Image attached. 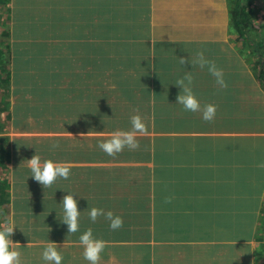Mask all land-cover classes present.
I'll return each instance as SVG.
<instances>
[{"label": "trees", "instance_id": "obj_1", "mask_svg": "<svg viewBox=\"0 0 264 264\" xmlns=\"http://www.w3.org/2000/svg\"><path fill=\"white\" fill-rule=\"evenodd\" d=\"M62 1H66L67 10L60 8ZM71 2L72 0H5L3 4L0 3V7L8 13V24L0 34L2 40L0 45H5V50L10 54L8 58L11 57L20 69L29 63L34 64L28 74L24 73L20 75L21 78L18 77L23 79L22 82L16 83L17 74L7 78L14 80V89L8 91V94L4 93L3 101L0 102V111L6 114L5 120L9 123V130L7 128L9 135L0 138V165L10 163L11 172L10 184L0 181V221L6 219L15 226L10 239L14 243L12 248L19 253V264H42L43 248L53 243L57 244L56 247L63 256L62 264H88L83 259V249L78 243V237L89 228L95 237L106 241L99 264H114L110 262L113 256L119 260L127 254L125 251H120V247L115 244L149 240L153 233L179 235L182 230L181 224L187 220L196 224H201L202 221L205 223L204 239L207 242H215L229 235L219 226L224 229H235L236 239L239 242L251 241L258 220L261 224L264 223V214L261 217L258 215L264 191V167H261L264 165V138L257 134H264V128L248 129L245 117L251 114L258 122L264 123V108L262 105L259 107L249 105L247 112L245 107L239 104L238 108L242 112L235 121L229 120V115L220 112L227 99L233 94L242 101V94L239 89L236 90V80H246L248 72H245L240 58L233 74L227 73L223 76L226 86L232 84L228 95L224 94V88L215 83V78L208 72L207 67L205 74L199 72V75L204 74L202 79L207 81L206 104L216 106L214 119L210 122L203 121V129L206 133H211L231 128L235 136L213 138L206 135V138L200 140L165 139L157 144L161 149L170 141L177 143L189 141L196 142L198 146L203 145L204 153L198 150L192 152L186 145V153L200 155L204 159L200 174L195 177L184 173L179 175L182 181L191 182L190 185L195 191L197 179L203 183L205 199L199 207L193 208L196 203L194 205L190 203L188 211L172 210L173 207L169 203L173 202L172 199L165 197L156 199L151 186L133 184L141 173V168L137 167L92 168V171L98 175H103L106 183L91 184L86 181L82 190L88 195L74 197L78 201V206L102 208L119 215L123 225L118 230H110L103 216H98L93 223L87 213H80L79 231L68 235L67 226L59 220L62 215V205L59 203L63 196L67 195L66 193H58L57 205L49 204L45 208L42 207L43 203L50 199L49 196L53 195L52 191L55 190L60 178H57L50 187L44 188L30 177L26 160L36 153L42 161L52 159L63 163H79L93 159V162L97 163L96 157L99 155L93 152L94 149L81 152L79 147L99 149L97 142L109 139L110 135L122 126V122L115 123L111 118L101 116L116 108V103L103 102L102 94L105 90L101 87L105 84L106 76L112 77L122 73L119 65L111 63L103 71L95 73L97 76L92 79L86 75L77 78L73 74L84 70L83 68L90 63L89 58L85 55L73 56L72 59L69 56L65 57L62 51L63 45L59 40L56 42V33L65 32L68 38V32L62 30L66 27L74 31L85 29L84 26L74 24L75 9L72 10ZM252 2L253 0L233 2L231 27L237 34L238 41L247 43L251 47V56L256 59L255 66L260 72L258 79L262 83L261 87L264 88V34L260 35L261 31H257L256 34L251 33L252 29H256L250 10ZM35 6L38 7L37 11L30 8ZM18 29L24 33H37L39 39L36 50L29 48L19 50L21 45L17 50L15 49L14 40L25 38L19 33L12 34L13 30ZM189 122L190 119L174 118L170 125L180 129L187 127ZM198 122L199 120L194 125ZM162 124L164 125V121ZM1 132L3 128L0 124ZM87 133L93 136L80 138ZM53 144L57 145L55 149H52ZM212 144L221 146L222 149L213 150ZM26 145L34 150L33 155L24 154ZM8 148H11V151H8ZM225 148H232V151H226ZM161 149L155 151V156L160 157L158 173L162 172L165 180L166 177L171 178L176 173L178 164L182 165V156H168L160 151ZM79 153H82L83 158ZM153 154L151 152L150 156ZM101 156L107 155L101 151ZM128 158L143 160L135 150L130 151L127 148L110 159L127 163ZM138 160L137 162L140 163ZM187 167L182 165L183 170H187ZM18 171H22V175L18 180L17 188L15 174ZM73 173L74 171L70 169V175ZM127 177L133 182L130 183ZM114 180H117V184L113 187ZM33 190L36 191V195L32 193ZM191 200L192 198L189 201ZM35 201H38L37 208L26 206ZM21 216L27 217L28 220H24ZM40 228L46 229L49 236H42L39 233ZM133 264H149V259L143 256V259ZM257 264H264V261Z\"/></svg>", "mask_w": 264, "mask_h": 264}, {"label": "crops", "instance_id": "obj_2", "mask_svg": "<svg viewBox=\"0 0 264 264\" xmlns=\"http://www.w3.org/2000/svg\"><path fill=\"white\" fill-rule=\"evenodd\" d=\"M236 0H72V10L75 9L74 24L84 26L83 31H74L70 27L57 34L63 45V55L79 57L85 55L89 58V64L82 71L73 74L75 77L86 75L95 78V73L103 71L111 63H117L122 73L115 76H106L103 102L116 103V108L102 117H109L115 123L122 122L118 131H130V117L139 115L144 121L145 131L137 134L139 148L135 151L143 157V160L128 158L129 162H115L107 156H101V150L97 148L79 147L81 152L93 150L97 155V163L91 160L79 161V163H67L74 171L69 176L66 190L58 193L71 192L76 196L88 195L82 190L84 184L90 182L106 183L102 174L98 175L92 168H141V173L134 185L151 186L154 196L172 199L169 202L172 210L188 211L191 205L200 206L205 199L204 185L197 179V189L191 187V182L182 181L179 176H198L204 164L200 155L194 156L187 152V146L192 152L198 150L205 152V148L198 146L196 142L177 143L170 141L162 149L159 145L165 139L200 140L208 137L222 138L235 136L231 128L206 133L202 127L201 113L185 112L181 105L174 104L180 93L176 81L190 71L193 77L192 90L198 97L201 106L206 104L207 81L202 79L205 68L191 65L189 60L195 59L198 52H202L206 59L220 69L223 76L232 73L238 63L242 61L245 72H248L246 82L236 85L242 94V101L235 94L227 99L220 112L229 115V120L238 119L237 108L244 106L249 111V105L264 108L263 88L258 78L253 76L254 62L247 53L239 47L237 34L232 30L231 6ZM70 3V1H69ZM261 0H253L251 14L254 25L251 33L256 34L264 26L263 18L255 14L256 5H263ZM66 1L60 3L62 10L66 9ZM264 11V8H263ZM184 28H187L185 30ZM184 34H183V33ZM262 32H260V35ZM259 35V36H260ZM259 38H257V41ZM244 45V44H243ZM242 46V45H241ZM244 56V58L242 57ZM181 58L185 63H181ZM254 58V57H253ZM255 59V58H254ZM256 60V59H255ZM256 63V61H255ZM199 72L204 73L199 75ZM258 79V80H257ZM99 81V80H98ZM230 84L224 87L225 95L231 88ZM213 95V94H212ZM249 96H252L249 98ZM264 112V111H263ZM190 119L187 127L177 129L170 125L173 119ZM199 122L194 125V123ZM164 121V125L162 122ZM194 125V126H193ZM192 129L190 130V128ZM263 136L262 133H257ZM236 135L238 133L236 132ZM93 134H83L80 138L91 137ZM211 147L213 150L222 149L221 146ZM168 154V156H182V165H187V170L182 165H177V171L172 177L163 179V174L158 173L160 157L155 156V151ZM232 151V148H225ZM11 151V148H8ZM154 153L152 156L150 154ZM165 155V154H164ZM82 157V153H79ZM167 156V155H166ZM107 160L105 161V158ZM100 162V163H99ZM10 166V163L7 162ZM8 172V171H6ZM131 183L133 180L127 177ZM117 180L113 181V187ZM61 197V196H60ZM190 198H192L191 201ZM196 198V201H195ZM11 200L9 201L11 206ZM204 212H202L203 214ZM264 214V191L261 199L259 217ZM203 219V218H202ZM188 221V222H187ZM181 224V234L168 233L164 235L152 234L149 240L138 242H120V251H125L119 260L114 256L110 260L114 264H133L143 256L148 257L149 264H236L232 262L237 257L239 246L250 247L249 260L252 264L264 261V223L258 220L254 237L249 242H239L235 229H224L229 235L215 242H207L204 239L205 223L196 224L187 220ZM162 233V232H161ZM261 248V249H258ZM259 251L261 252L259 254ZM155 253V258L151 254ZM243 252L240 253L242 255ZM239 260V258H238ZM246 259L242 257V261ZM158 261V263H157Z\"/></svg>", "mask_w": 264, "mask_h": 264}, {"label": "clouds", "instance_id": "obj_3", "mask_svg": "<svg viewBox=\"0 0 264 264\" xmlns=\"http://www.w3.org/2000/svg\"><path fill=\"white\" fill-rule=\"evenodd\" d=\"M189 62L191 65H198L200 68L207 67L208 72L215 78V83L221 88L226 87L222 71L214 63L206 59L202 52H198L195 59L190 58ZM181 63H185L182 58ZM192 81L193 77L190 71L176 81L175 85L181 91L174 104L181 105L185 112H199L203 121L210 122L216 115V106L214 104L201 106L198 97L192 90ZM130 124V131H115L110 135L109 139L98 141L97 147L109 157H115L125 148L130 151L139 148V141L136 136L144 133L145 125L139 115L131 116ZM56 147L57 145H52V149ZM26 162L31 173L30 177L44 188L50 187L57 178L65 180L69 178L70 166L67 163L57 162L52 159L42 161L36 153L31 159H27ZM261 167H264V165H261ZM75 196L76 194L67 192V195H64L59 203L62 205V215L59 220L67 226L68 235L79 231V217L82 211L78 209V201L74 198ZM87 211L91 222L94 223L98 216H103L108 222V228L112 231L120 229L123 225L122 218L119 215H115L111 210L105 211L102 208L91 207L87 208ZM14 228L15 226L11 221L0 224V264H19V253L12 248L14 243L10 239ZM78 243L83 249V259L88 264H99L101 253L106 247V241L95 237L91 228H89L79 235ZM56 245V243H53L43 248L41 253L42 264H62L63 256Z\"/></svg>", "mask_w": 264, "mask_h": 264}, {"label": "rangeland", "instance_id": "obj_4", "mask_svg": "<svg viewBox=\"0 0 264 264\" xmlns=\"http://www.w3.org/2000/svg\"><path fill=\"white\" fill-rule=\"evenodd\" d=\"M47 1H50V0H47ZM2 2H5V0H0V3ZM264 2V0H261V3ZM3 4V3H2ZM8 7V6H7ZM11 8H12V4H11ZM31 9H35L36 11L38 10V7L35 6V7H30ZM263 8L264 6L263 5H256L254 6L252 9H254V12L255 14L258 16V14H260L259 17H262L264 15V11H263ZM7 12L4 11V9L2 7H0V34H2V32L4 31V28L7 26L8 24V21H7ZM263 18V23L261 24H264V17ZM21 21L18 22V24H20ZM264 26H262V28L260 30L263 29ZM262 34H264V30L261 31ZM20 34L21 37H24L25 38L23 40H14L15 43H13L15 49L17 50L19 48V46L21 45V48H19V50H27V48L29 49H33V50H36L37 46H38V39H39V36H37V33H24V32H20L19 29L18 30H13L12 34L13 35H17V34ZM1 40V39H0ZM2 41V40H1ZM244 44V45H243ZM242 45V46H241ZM245 46V48H244ZM239 47L242 48V50L245 51V53L248 54L247 57L250 58V60L252 62H254V66H252V64L250 65L252 69H255V59L251 56V47L247 44V43H243L242 41L239 42ZM8 56H10V54L7 52V50H5V45L1 44L0 45V102L3 101V95L4 93H7L8 94V91H12L14 89V80H12V76L14 77L15 76V79H16V83H19V82H22L23 79H19L21 78L20 75H23L25 73L28 74V72L34 67V64L33 63H29L27 64L25 67H22L20 69L19 66H16V64L14 63V61L11 59V57L8 58ZM8 61V62H7ZM259 69H257L256 72H253V76L258 78L259 77ZM9 76H11L10 79H7ZM19 77V78H18ZM24 77V76H22ZM237 83L236 84H239L241 82H243V85L246 86L247 88H250L246 82V80L244 81H238L236 80ZM12 96V95H11ZM10 96V100H12V97ZM252 97V96H249V98ZM263 99H264V88H263ZM8 99H6V101H10ZM0 108H1V104H0ZM262 111V110H260ZM259 111V112H260ZM242 111L237 108V114H240ZM7 117H6V114L2 111H0V124L3 128V132L0 133V138L6 136V135H9L8 131H7V128L9 130V123L7 122V120H5ZM246 120H247V128L248 129H251V130H257V129H263L264 128V123H260L258 122L255 117L251 114H249L247 117H245ZM11 133V132H10ZM12 134V133H11ZM13 135V134H12ZM27 146V145H26ZM23 152V151H22ZM33 152L34 150L31 149L30 147L28 148L25 147V151H24V154L27 156V154H31L33 155ZM29 157V156H28ZM27 158V157H26ZM28 159H31V158H28ZM10 166L5 164V163H2L0 165V181L4 182V183H9L10 184V175H11V172H10ZM8 171V172H6ZM21 175H22V171H18L16 174H15V182L17 183V188H18V180L21 178ZM68 188V184L62 180V179H59L56 183V188L54 191H52V196H49L50 199L45 203H43V208H45L47 205L49 204H54V205H57V200H58V191L60 190H66ZM34 195H36V191L33 190L32 192ZM19 198L17 196V204L16 206L18 207L19 206ZM27 207H34V208H37L38 207V201H35L33 203H29V204H26ZM53 208H55L54 206H52ZM87 208H91V206H86V205H83V206H78V209L80 211H82L81 213H87L88 214V211H87ZM7 215L5 214V217ZM22 217V216H21ZM24 220H28L27 217H22ZM4 223H7V220L4 219L3 221H0V224H4ZM33 227L35 225H32ZM37 227V226H36ZM35 227V228H36ZM39 233L44 236V237H47L49 236V233L47 232L46 229H42L40 228L39 230ZM11 238V237H10ZM258 249H261V248H258ZM243 252L242 255H240V253ZM237 257L232 261L236 264H252L251 261L249 260V255L252 254L251 253V250H250V247H241L239 246V250L237 251ZM261 252L259 251V254ZM151 256L153 258H155V253L151 254ZM242 257H244L246 260L245 261H242ZM239 258V260H238ZM158 263V261H157ZM73 264H76V263H73ZM159 264H161L159 262Z\"/></svg>", "mask_w": 264, "mask_h": 264}]
</instances>
